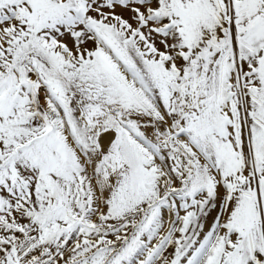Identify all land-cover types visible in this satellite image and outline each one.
I'll return each mask as SVG.
<instances>
[{
	"label": "snow or ice",
	"instance_id": "snow-or-ice-1",
	"mask_svg": "<svg viewBox=\"0 0 264 264\" xmlns=\"http://www.w3.org/2000/svg\"><path fill=\"white\" fill-rule=\"evenodd\" d=\"M0 264H264V0H0Z\"/></svg>",
	"mask_w": 264,
	"mask_h": 264
}]
</instances>
